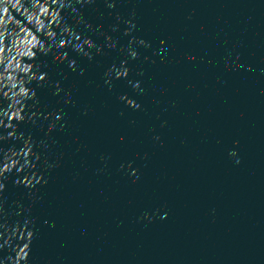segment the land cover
Wrapping results in <instances>:
<instances>
[{
	"label": "clouds",
	"instance_id": "9594fccd",
	"mask_svg": "<svg viewBox=\"0 0 264 264\" xmlns=\"http://www.w3.org/2000/svg\"><path fill=\"white\" fill-rule=\"evenodd\" d=\"M142 43H143V41H142ZM136 87H139V85L137 84ZM230 156L236 157L237 156V153L235 151H231L230 152ZM236 162L239 163V160H237Z\"/></svg>",
	"mask_w": 264,
	"mask_h": 264
}]
</instances>
